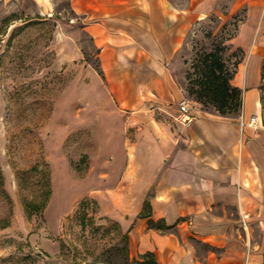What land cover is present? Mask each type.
Returning <instances> with one entry per match:
<instances>
[{
    "label": "rangeland",
    "instance_id": "374dc122",
    "mask_svg": "<svg viewBox=\"0 0 264 264\" xmlns=\"http://www.w3.org/2000/svg\"><path fill=\"white\" fill-rule=\"evenodd\" d=\"M41 1L0 0V264H144L128 238L149 174L134 183L135 130L71 1ZM218 7L186 36L176 66L186 92L200 57L237 35L243 14L227 21L228 5ZM240 56L224 58L232 66Z\"/></svg>",
    "mask_w": 264,
    "mask_h": 264
},
{
    "label": "crops",
    "instance_id": "0c3cea01",
    "mask_svg": "<svg viewBox=\"0 0 264 264\" xmlns=\"http://www.w3.org/2000/svg\"><path fill=\"white\" fill-rule=\"evenodd\" d=\"M70 1L98 50V74L135 130L134 183L149 173L130 210L132 256L152 254L157 264H264V241L255 242L247 223L258 222L264 237V0ZM220 1L228 5L227 21L243 14L225 54L234 60L241 54L229 67L243 105L227 117L192 100L176 70L192 25ZM184 101L196 104L190 126L177 120ZM139 147L147 157L141 164ZM150 221L175 228L158 230ZM214 249L223 251L221 259Z\"/></svg>",
    "mask_w": 264,
    "mask_h": 264
},
{
    "label": "trees",
    "instance_id": "16d2710c",
    "mask_svg": "<svg viewBox=\"0 0 264 264\" xmlns=\"http://www.w3.org/2000/svg\"><path fill=\"white\" fill-rule=\"evenodd\" d=\"M226 52L227 48L222 45L216 50L202 55L194 65L193 73L189 75L190 86L187 89L189 96L197 103L201 104L204 108L213 107L224 117L238 115L243 105L242 91L232 84L235 71L225 61L224 55ZM240 61L239 58L236 64ZM147 208H149L148 202L145 204L144 213L140 215L141 217H145ZM149 224L151 228L162 231H171L175 228L168 227L165 223L158 224L153 221H150ZM146 257L148 260L144 264H157L152 254L146 255Z\"/></svg>",
    "mask_w": 264,
    "mask_h": 264
},
{
    "label": "built area",
    "instance_id": "2783aa9c",
    "mask_svg": "<svg viewBox=\"0 0 264 264\" xmlns=\"http://www.w3.org/2000/svg\"><path fill=\"white\" fill-rule=\"evenodd\" d=\"M196 104H192L190 101H184L180 104L179 115L177 117L178 122L184 126H190L195 121ZM257 122V117L252 119V125ZM243 127L245 126L242 124Z\"/></svg>",
    "mask_w": 264,
    "mask_h": 264
}]
</instances>
